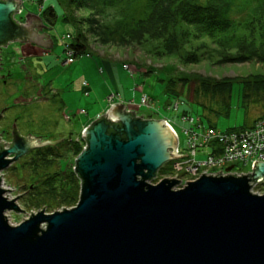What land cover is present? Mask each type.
Wrapping results in <instances>:
<instances>
[{
	"label": "water",
	"instance_id": "95a60500",
	"mask_svg": "<svg viewBox=\"0 0 264 264\" xmlns=\"http://www.w3.org/2000/svg\"><path fill=\"white\" fill-rule=\"evenodd\" d=\"M20 1L0 0V47L29 40L51 48V35L38 32L46 27L40 16L14 19ZM11 133V142L0 141V170L62 139L38 143ZM81 138L75 206L42 207L11 225L4 213L22 210L14 203L20 194L7 199L0 180V264H264V193L250 190L264 177L263 161L241 175L202 172L180 188L173 177L151 183L164 163L187 153L175 152L178 137L163 118L136 116L123 103L109 105Z\"/></svg>",
	"mask_w": 264,
	"mask_h": 264
},
{
	"label": "rangeland",
	"instance_id": "374dc122",
	"mask_svg": "<svg viewBox=\"0 0 264 264\" xmlns=\"http://www.w3.org/2000/svg\"><path fill=\"white\" fill-rule=\"evenodd\" d=\"M22 4L24 6L23 15L26 12L41 15L43 1L22 0ZM234 17H239V15L236 14ZM43 23L45 24V22ZM85 29H88V26L85 25ZM48 31L52 37L53 46L47 49L46 53H42L41 57L33 58V60L28 59L32 60L35 64L34 67L37 68V72L33 68L30 70L34 86L27 85V79L25 80V78L28 74L26 72L24 78L23 73L15 69L14 73L11 72L10 76L5 77L8 80L6 88L0 87V108L2 106L7 107L5 114L0 116V141L2 140V143L11 142L12 137L4 135L1 130H8L9 124L14 122L15 129L20 135H33L37 137L36 142L38 143L44 140H57L65 137L68 138V141L74 140L82 144L81 130L88 119L96 117L97 114L94 115L96 112H104L109 105L107 96L111 93H118L124 101L134 99L136 104L139 103L140 96L143 93L146 94L149 101H151L149 104H153V108L146 105H134L131 109L136 111L137 116L150 115L156 119L169 118L176 131L180 148L185 146V136L182 128L189 126L188 121L181 119L183 110L195 119L202 120L204 125H208L209 122L213 123L219 130L250 126L256 117L264 111V105L261 104L262 100L260 102L254 101L252 96H243V83L241 81L247 79L246 76L252 73L264 72V66L255 61L215 62L214 51L211 50L212 54L208 55V50L212 48L210 44L208 47L199 49L202 57L198 62H190L184 65L178 62L176 58H172L171 62L165 58H156L148 51L150 43H145V47L142 45L120 47L110 43L101 44L89 33L90 49L87 50V53L90 54L89 51L93 50L91 56L80 54L73 57L74 60L71 63H64L68 57L66 45L72 41L71 36L65 38L64 35L67 33L72 36L75 35V26L63 22L59 15ZM200 41H193L192 44L198 46L201 44ZM17 44L9 42L5 50H10L12 45ZM155 44H157L155 41L151 42V45ZM158 44L160 45V43ZM34 49L35 51L40 50L37 46ZM23 50L25 51L26 48H23ZM123 63L132 70L133 74H130L129 69L122 67ZM168 63H170L171 69L166 73V77L173 79L183 77L186 79L177 80L176 88L181 90V96L178 98L167 94L164 91V83L159 80L164 75L161 70L163 71L164 66ZM107 66H110L113 70L114 76L109 73ZM41 73H44L43 80L50 82L49 86H45L43 90H41L42 81L38 80V75ZM203 78L232 79L227 105L224 106L220 101L216 103L214 99L203 98L202 94H199L198 98H193V88L200 86ZM182 81L186 82L185 85H181ZM83 82L86 84L83 85ZM9 83H12V85H9ZM86 87L88 89L92 88L89 95ZM133 95H137V97L131 98ZM175 102H178L177 110L167 108V105H173ZM80 109H84V112H81ZM13 119H16V121ZM62 140L55 141L51 145H55ZM8 146L9 144H3V148ZM35 148L39 147H32L29 151L11 161L5 169L0 170L1 187L10 189L3 195L7 199H12L20 194L14 198V203L24 210V212L13 209L5 211L7 222L11 225H16L27 219L30 211L36 213L42 207V211L51 213L54 210H62V207L70 208L76 204L75 202L70 203L71 205L58 203L57 198L53 199L48 196L43 197L36 205L33 198L29 199L31 193L37 192V188H39H33V184L38 183L37 177L35 178L28 166L29 162H40L41 160H39V155L35 154ZM209 149L208 147L207 150ZM52 152L54 159L47 169L48 171L52 169L64 170L69 166L73 168V155L72 151L68 149V144L62 143L54 148ZM13 156V154H8L6 157L11 158ZM204 157H207V151L197 152V159ZM172 164L173 162L169 160L167 163L168 170L159 171L158 169L156 174L161 173L151 183H157L163 177H173L180 179L179 184L176 186L181 187L185 185V180H194L202 172L211 175L216 173L215 170H207L194 172L190 177H182V174L186 171H179L178 167L174 166L173 168ZM242 168L247 169L248 165H244ZM186 173L191 172L187 171ZM252 182L250 184L254 183ZM258 184H254L255 186L251 191L257 194L264 193V179L261 185Z\"/></svg>",
	"mask_w": 264,
	"mask_h": 264
},
{
	"label": "trees",
	"instance_id": "16d2710c",
	"mask_svg": "<svg viewBox=\"0 0 264 264\" xmlns=\"http://www.w3.org/2000/svg\"><path fill=\"white\" fill-rule=\"evenodd\" d=\"M39 1H43L40 17L50 28L59 15L63 22L75 26V35H71L72 41L67 44L73 50L74 57L90 49V33L101 44L145 47V43H150L148 51L156 58L169 61L176 58L184 65L198 62L202 57L199 49L210 44L212 48L208 50V55L212 54L211 50L214 51L215 62L255 61L264 66V0ZM236 14L239 17H234ZM85 25L88 29H85ZM196 40H201V44L194 46L192 43ZM150 41L157 44L151 45ZM170 69V63L165 65L164 72L161 70L164 75L159 80L164 83L167 94L178 98L181 90L176 88L177 80L186 79L166 77ZM246 77L241 80L243 96H252L254 101L262 100L261 104L264 105V72ZM183 82L181 85H185L186 82ZM231 86L232 79L229 78H203L200 86L193 88V98L202 94L203 98L214 99L216 103L220 101L225 106L228 104ZM182 113L187 112L183 110ZM208 125L214 126L211 122ZM62 139L55 145L35 148V154L41 160L28 163L32 174L37 177L38 183L33 184V188L39 187L29 198H33L36 205L48 196L57 198L58 203L66 204L76 203L78 199L80 180L72 166L64 170H47L54 159L52 150L62 143L68 144V149L72 151L73 163L74 156L82 149L81 142H69L65 137ZM167 163L159 171L168 170Z\"/></svg>",
	"mask_w": 264,
	"mask_h": 264
},
{
	"label": "built area",
	"instance_id": "2783aa9c",
	"mask_svg": "<svg viewBox=\"0 0 264 264\" xmlns=\"http://www.w3.org/2000/svg\"><path fill=\"white\" fill-rule=\"evenodd\" d=\"M19 11L13 15L14 19L21 22L23 19L22 0L18 5ZM71 34L67 33L64 35L65 38L70 37ZM68 57L65 60L66 63L73 61V50L67 48ZM127 68V65H124ZM86 83L83 82V85ZM109 103H124L126 110L131 109L134 105L142 106L146 105L149 108H153V104L149 101V97L146 94L140 96L138 104H135L133 100L124 101L120 98L118 93H111L107 96ZM178 103L175 102L173 105H167V108L177 110ZM84 112V109H80ZM153 112V111H151ZM165 123L176 133L169 118H163ZM181 119L188 121L189 126L183 127V133L185 136V146L179 147V141L175 152L180 155L179 158L170 160L173 162L172 167L177 166L179 171L182 172H201L212 170L215 172L220 170V174L225 175L228 172L231 174L241 175L250 173L252 171V163L256 159L257 161L264 162V114L259 115L254 122L247 127L233 128L219 130L213 126L204 125L202 120L194 118L187 113H181ZM177 135V134H176ZM84 143H82V147ZM210 148L207 150V148ZM206 152L207 157L197 159V152ZM232 165V168L227 170L228 166ZM248 165L247 169H243L242 166ZM171 167V168H172ZM217 174V172L215 173ZM264 179L261 178L262 181ZM258 181V182H259ZM253 183V182H252ZM257 182H254L256 184Z\"/></svg>",
	"mask_w": 264,
	"mask_h": 264
},
{
	"label": "flooded vegetation",
	"instance_id": "af4514ba",
	"mask_svg": "<svg viewBox=\"0 0 264 264\" xmlns=\"http://www.w3.org/2000/svg\"><path fill=\"white\" fill-rule=\"evenodd\" d=\"M24 20H25V18L21 19V22H23ZM33 24L38 25V22L35 21V22H33ZM45 25H46L45 28L43 27L41 30L38 31L39 33H43V32L49 33L48 30L50 29V26L47 25L46 23H45ZM34 29L37 30V26L34 25ZM11 43H18V44L12 45L10 50H5V47L8 46V44L5 47H0V87L3 89L6 88V86L8 85V82H7L8 80L5 77L10 76L11 72L14 73L15 69H17L18 71H21L23 73V76L26 75L25 74V72H26L28 74V76L26 78L24 76L25 80L27 79L26 83H27V85L33 87L34 86V83H33L34 80L32 79V75L30 73V70L32 68L33 69L35 68L34 67L35 64H33L32 60H33V58L41 57L42 53L44 52V48L37 46V47H39L40 50L43 51L41 54H39V53H37L38 51H35V49H34V47L36 45L34 43L30 42L29 40H27V41H13ZM23 48H26V50L24 51ZM29 58H31L32 60H28ZM43 75H44V73L43 74L41 73L38 75V80L42 81L41 90H43L45 86H49V84H50V82H46V80L45 81L43 80ZM36 76H34V77H36ZM9 85H12V83H9ZM6 109H7L6 106H2L0 108V113H2L1 116H3L5 114ZM13 120L16 121V119H13ZM11 125H12V128H11ZM13 131H17L14 128L13 122L9 124L8 130L7 129L1 130V132L4 135L5 134L9 135L10 138L12 137V134H10V133ZM19 135H20V133H19ZM21 136L30 137V135H25V134H21Z\"/></svg>",
	"mask_w": 264,
	"mask_h": 264
},
{
	"label": "crops",
	"instance_id": "0c3cea01",
	"mask_svg": "<svg viewBox=\"0 0 264 264\" xmlns=\"http://www.w3.org/2000/svg\"><path fill=\"white\" fill-rule=\"evenodd\" d=\"M43 51L42 50H39L37 53H39V54H41ZM47 52V50H44V52L43 53H46ZM90 52V55L93 53V50L92 51H89ZM98 53V52H97ZM99 55V54H98ZM100 57H103L102 55H99ZM123 64H125V63H123ZM123 67V66H122ZM107 68H108V71H109V73L112 75V76H114L113 75V70L110 68V66H107ZM124 68V67H123ZM35 70H36V72H37V68L35 67L34 68ZM125 69V68H124ZM93 87V86H92ZM87 88V91H88V95L90 94V90H92V88L90 87L89 89H88V87H86ZM80 89V88H79ZM134 96H136L137 97V95H133L131 98H135ZM124 99V98H123ZM127 99V98H126ZM107 109V108H106ZM105 109V110H106ZM104 110V111H105ZM103 112L102 111H99V112H96L94 115H96V114H102ZM93 119H92V117L90 118V119H88V121L86 122V124L84 125V126H86L87 124H89L91 121H92Z\"/></svg>",
	"mask_w": 264,
	"mask_h": 264
},
{
	"label": "bare ground",
	"instance_id": "6f19581e",
	"mask_svg": "<svg viewBox=\"0 0 264 264\" xmlns=\"http://www.w3.org/2000/svg\"><path fill=\"white\" fill-rule=\"evenodd\" d=\"M172 168H170V170H171ZM161 172H158L151 180H150V182H153V181H155L159 176V174H160ZM190 176H192V173H184V174H182V177H190ZM252 181H250V183H251ZM258 183H260V185H261V183H263V180L262 181H259V182H257L256 184L257 185H259ZM255 185H253V184H250V190H252L253 189V187H254ZM182 187V186H181ZM4 188V187H3ZM174 188H180L179 186H175ZM5 189V188H4ZM8 191H6V190H4L3 191V194H6Z\"/></svg>",
	"mask_w": 264,
	"mask_h": 264
},
{
	"label": "clouds",
	"instance_id": "9594fccd",
	"mask_svg": "<svg viewBox=\"0 0 264 264\" xmlns=\"http://www.w3.org/2000/svg\"><path fill=\"white\" fill-rule=\"evenodd\" d=\"M137 116V115H136Z\"/></svg>",
	"mask_w": 264,
	"mask_h": 264
}]
</instances>
